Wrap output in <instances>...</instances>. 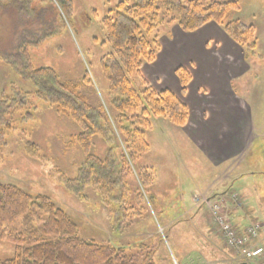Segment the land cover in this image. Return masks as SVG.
Returning <instances> with one entry per match:
<instances>
[{
  "label": "rangeland",
  "instance_id": "1",
  "mask_svg": "<svg viewBox=\"0 0 264 264\" xmlns=\"http://www.w3.org/2000/svg\"><path fill=\"white\" fill-rule=\"evenodd\" d=\"M72 1L73 9L68 15L58 0H0V55L14 53L25 37L35 39L51 33L38 45L29 48L33 64L53 67L64 79L81 82L88 101L96 108L102 105L110 113V82L102 69V60L111 48L102 18L121 0ZM235 1L240 9L229 13L226 22L238 19L253 25L256 30L257 46L253 53L244 54L246 63L243 67L246 69L232 82L237 97L247 103L250 111L246 116L240 115L237 109L236 113L233 109L228 113L226 105L237 104L230 100L224 103L215 97L214 88L210 86L213 83L203 80L196 81L191 89L189 87L188 99L205 118L201 134L196 130L198 125L190 124V121L187 126L178 127L166 118H153L152 128L146 131L149 150L134 165L137 171L149 167L152 174L145 188L138 179L137 183H132L133 188L139 186L144 196L137 204L135 194H132V205L140 210V214L133 211L131 215L126 210L129 214L119 212L117 205L103 202L92 187L85 189V197L69 192L49 176L39 160L26 153L27 142L37 143L40 152L66 176H73L83 161L80 151L70 146L68 140L70 135L80 132L79 126L71 117L43 100H36L35 108L19 109L21 118L16 117L12 129H6L0 139V182L14 183L30 192L49 195L69 213L83 238L124 247L139 262L153 252L157 264H199L214 250L212 243L225 251L220 223L208 205H200L207 197L215 203L217 193L232 210L223 216L232 226L244 225L246 233L250 234L251 228L261 224L264 235V0ZM159 6L162 7V2ZM171 16L172 13L166 15L167 21L154 32L160 36L161 47L168 41L167 37L173 40L175 36V26L172 25L177 23H168ZM190 43L173 51L175 63L181 61L178 65L202 53L201 48L198 51L190 49ZM160 50L152 65L143 66L141 74L157 90L164 87V82L174 89L173 81L177 77L171 64L165 63V59L160 60L162 55L165 56ZM8 60L0 59V93L15 76L7 65ZM134 84L142 88L139 78L134 79ZM25 87L29 88L28 85ZM224 94L225 91L221 95L223 98ZM216 106V109L225 108V121V114L213 112L212 108ZM27 112L31 117L24 119ZM214 120L217 123L215 130L212 128ZM221 121L225 133L217 128ZM253 131H256V138L251 146L249 143L255 136ZM217 137L236 142L231 146L232 153L236 154L230 160L214 161L201 148L205 140ZM93 141L92 152L104 153L107 147L104 139L94 135ZM238 141H244L245 147L237 144ZM219 213L222 215L223 211ZM21 224L19 222L16 226ZM246 238L250 241L253 236L246 235ZM1 240L0 258L12 256L14 246ZM263 242L252 247L260 244L264 247ZM263 257L264 254L251 262L261 264Z\"/></svg>",
  "mask_w": 264,
  "mask_h": 264
},
{
  "label": "trees",
  "instance_id": "2",
  "mask_svg": "<svg viewBox=\"0 0 264 264\" xmlns=\"http://www.w3.org/2000/svg\"><path fill=\"white\" fill-rule=\"evenodd\" d=\"M58 1L70 15L73 1ZM239 9L235 0L119 1L102 18L111 48L102 60L110 82V113L102 105L96 108L88 101L81 82L64 79L53 67L33 64L29 48L51 33L35 39L25 37L14 53L0 55V59H10L7 65L15 75L0 93V139L6 129H12L19 109L35 108L36 100L53 104L79 126L80 132L68 140L80 151L83 161L73 176H66L40 152L37 143L27 142L26 153L39 160L49 176L69 192L85 197V189L92 187L103 202L117 205L119 212L140 214L132 205V194L137 204L144 196L139 186L133 188L132 183L138 179L145 188L152 174L149 167L137 171L134 165L149 150L146 131L152 128V119L163 117L175 126L185 127L190 115L189 107L173 91L155 89L141 74L143 66L154 62L161 49L160 36L154 32L171 13L168 23L176 22L187 32L215 22L246 54L253 53L257 46L254 26L238 19L225 20ZM175 73L185 93L192 76L183 66ZM135 78H139L141 89L135 86ZM30 115L27 112L23 118L29 119ZM94 135L105 141L107 147L102 154L92 152ZM19 222L22 224L16 226ZM0 239L14 246V256L0 259V264H157L153 252L139 262L124 247L83 238L69 213L49 195L30 192L14 183L0 182Z\"/></svg>",
  "mask_w": 264,
  "mask_h": 264
},
{
  "label": "crops",
  "instance_id": "3",
  "mask_svg": "<svg viewBox=\"0 0 264 264\" xmlns=\"http://www.w3.org/2000/svg\"><path fill=\"white\" fill-rule=\"evenodd\" d=\"M172 27H174L173 31L175 32L174 39L172 40L169 37H167L168 41L167 42L164 41L165 43L162 44L160 51H162L161 52L162 54L165 53V56L162 55L160 60L165 59V63L167 62L170 63L173 68L172 72L174 73L176 72V69L179 66L184 67V65H186L185 68L188 69V71L192 72L193 75H192V81L188 85L187 91L185 93L181 91L182 90L181 83L176 73L175 75L177 78H174V81H173L175 84L174 89H170V87L168 86L166 82H164L165 84L163 85L164 87H162V89L164 88L170 89L189 107L190 115H189L188 122L190 121V124L191 123L197 124L198 125L196 129L197 132L199 134L202 133L203 127L201 126L205 125L203 121L205 119L203 116V113L200 114L201 112L199 113L198 110L196 111V107L191 106L188 99H189V91L194 86L195 82L196 81L203 82V80H207L209 84L211 82L213 83V84H210V86L212 87V89L214 88L213 95L215 97L218 96V98H220L224 103L230 100L237 104L236 106V105H229L228 103L226 105V110L228 113L230 112L231 109H233L234 113H236V109H237L238 112H240V115L243 114L244 116H246V112L250 111L248 108L249 106L247 105V103L243 102L242 99L237 97L238 95L235 93L233 89V85H232V82L236 78H238L239 75H241V73L244 72L246 69L243 67L244 64L246 63L245 56H244L245 54L244 49L240 45H238L235 41H233L228 36V34L224 31V29L216 23H208L205 26H203L200 30H197L195 32H187L186 34H184L183 30L177 24L172 25ZM180 37L181 39H179ZM188 42L192 43V44L190 43L189 45L190 49L198 51L199 48H201L200 51H202V53L199 51L200 52L199 55L192 56L191 58L185 60L183 65H178L179 62L181 61H178L177 63H175L173 59L175 54L173 53V51H175L176 48H178L179 46H184V44L185 43L187 44ZM241 69H243V71H241ZM224 91L226 93L224 94V98L228 97L229 98V99L227 98L228 100H224V98L221 96L224 93ZM198 95L200 94L198 93ZM206 108L208 107L206 106ZM216 108L217 106L215 108H212L213 112L218 113V114H221V113L225 114L223 118V121H225L226 120L225 108L224 107L222 108L219 107L218 109ZM223 121L218 123L217 128L223 130L224 132V129L222 128L223 123H224ZM216 125L217 123L214 120V122H212V128L214 130L216 128L215 127ZM224 127H227V125H224ZM252 128L256 129L254 126H252ZM253 135L255 136L252 138V142L249 143L251 144V146L256 138V131H253ZM204 143L205 145H203V147L201 146V148H203L211 156V159H213L214 161L215 160H219V162L224 161V160L228 161L230 160V157L236 154L234 152L232 153L231 151V146L233 144H236L235 141L233 142L232 140H229V139L225 140L222 137H217V138H209L205 140ZM237 144L244 145L245 142L238 141ZM244 147L245 145L243 146V148ZM252 149L253 147H251V152H252ZM216 196H218L216 199L217 203H224L223 215L226 214V212L227 214L229 211L231 212L232 210L227 204V202L224 200V198L220 197L219 193H217ZM207 199H210V197H207ZM200 203H201L200 205L206 204L204 202H200ZM237 215L239 216V214ZM238 220L240 221L241 219H238ZM234 226H236L235 229H236V233L238 236L241 237L243 235H246L247 227H244V225H239V224L238 225L234 224ZM262 231H263V226L258 232L259 233L258 237L256 238L254 237L253 239L248 241L246 243V246L248 247L256 243H262L264 241L263 240L264 235ZM220 234H221V237L223 238L221 232ZM1 241L5 242V240H1ZM212 245L214 247V250L210 253V256L205 258L204 259L205 261L201 259L200 262H198L199 264H253L251 262H247L244 259H242L240 255L237 253V251L229 248L227 244H226V248L225 246H223L225 251L224 250L222 251L220 246L215 243H212ZM12 251L14 252V250ZM12 256H14V253ZM12 256L6 257V258H0V259L4 260V259L11 258ZM263 260H264V257L262 258L261 262ZM185 264H189V263H185Z\"/></svg>",
  "mask_w": 264,
  "mask_h": 264
},
{
  "label": "built area",
  "instance_id": "4",
  "mask_svg": "<svg viewBox=\"0 0 264 264\" xmlns=\"http://www.w3.org/2000/svg\"><path fill=\"white\" fill-rule=\"evenodd\" d=\"M209 205L214 213L216 220L221 225L223 235L227 244L230 247L236 249L244 258L248 259L249 261L260 257L261 254L264 252V248L262 246L252 248L244 247L246 238L238 236L232 225L222 215H220L219 211H221L222 204L214 203L212 205ZM257 228L258 225L256 227L251 228V230L253 229L252 231H250V234L252 236L256 234Z\"/></svg>",
  "mask_w": 264,
  "mask_h": 264
}]
</instances>
